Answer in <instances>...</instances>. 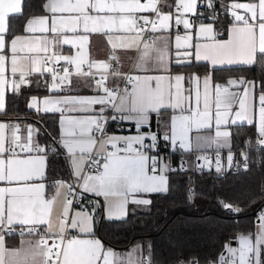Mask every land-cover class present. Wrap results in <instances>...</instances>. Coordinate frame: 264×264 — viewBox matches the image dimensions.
<instances>
[{"label": "snow or ice", "instance_id": "1", "mask_svg": "<svg viewBox=\"0 0 264 264\" xmlns=\"http://www.w3.org/2000/svg\"><path fill=\"white\" fill-rule=\"evenodd\" d=\"M23 3L0 0V116L8 115L9 90L20 95L24 87L39 86L33 76H47L45 87L56 98L33 96L28 107L60 113L61 131L47 145L40 143L35 122L26 124L22 136L20 123L0 121V264H155L150 244L146 251L137 244L125 253L106 245L97 235V209L104 210L105 221L124 220L130 203L150 205L148 196L169 191L168 174L186 168L183 160L173 168L159 156L161 141L186 153L215 146V164L201 155L198 168L215 167L217 173L223 168L222 148L228 149L227 167H233L238 135L233 126H253L255 144L264 149V0H42L45 14L28 18L16 34L9 18L23 16ZM222 14L227 23L221 22ZM181 25L184 34L174 35L173 28L178 33ZM93 35L106 37L107 59L90 56ZM65 45L74 54H64ZM129 49L137 54L134 67L140 74L121 70L117 50ZM60 61L64 64L57 67ZM197 65L208 72H173L174 66ZM232 65L260 68L259 83L213 79L218 66ZM118 79L131 88H120ZM184 82L192 87L183 88ZM80 87L94 95L63 94ZM169 109V120L150 131L153 114ZM110 120L132 122L136 134H109ZM244 143L250 147L253 137ZM49 154L64 156L69 178L53 179L55 194L46 198ZM241 161L247 169L246 151L237 168ZM195 195L189 189L188 199ZM218 202L229 212L241 211ZM15 233L20 247H6V237ZM238 243L226 245L214 264H264V208L253 229L238 234Z\"/></svg>", "mask_w": 264, "mask_h": 264}, {"label": "trees", "instance_id": "2", "mask_svg": "<svg viewBox=\"0 0 264 264\" xmlns=\"http://www.w3.org/2000/svg\"><path fill=\"white\" fill-rule=\"evenodd\" d=\"M42 0H24L23 16L10 17L9 24L16 34L21 33L25 21L43 14ZM227 23L226 19H223ZM175 69L205 74L208 69L197 65L194 68ZM226 78L229 75L243 76L259 83L261 69L246 67L216 70L214 77ZM30 92L21 96H9L8 115L21 119L37 120L43 133L40 143L52 145L59 133V115L57 113L37 115L26 109L25 104ZM154 126V122L153 125ZM253 126L239 125L233 128L232 151L237 155L246 151L250 165L237 173H217L212 170L169 173V191L152 195V203L147 212L131 213L127 219L105 221L102 209H98L97 221L99 234L107 244L126 247L141 243L145 251L152 246L155 264H189L197 259L200 264H209L223 253L226 244L231 243L233 235L253 229L257 213L264 208V149L255 144ZM246 137H253L249 147L244 143ZM180 156V154H179ZM177 154V158L179 157ZM48 179L69 178V168L62 156L49 159ZM53 189V184L49 185ZM189 189L195 190V197L188 199ZM219 200H225L239 207L241 211L232 213L222 209Z\"/></svg>", "mask_w": 264, "mask_h": 264}, {"label": "crops", "instance_id": "3", "mask_svg": "<svg viewBox=\"0 0 264 264\" xmlns=\"http://www.w3.org/2000/svg\"><path fill=\"white\" fill-rule=\"evenodd\" d=\"M141 2L142 3H147V0H141ZM174 2H175V0H167L168 4H173ZM222 2L227 3V0H222ZM238 2L245 3V2H248V0H238ZM165 10L167 11V9H165ZM43 14H45V13H43ZM43 14H41V15H43ZM191 18L194 20L195 16H192ZM9 20H10V18H9ZM172 31H173L174 35L175 34H180V35L184 34V29H183L182 25L180 26V30H179L178 33H177L175 28H173ZM18 34H21V33H18ZM109 48H110V45L107 44L106 37H99V36L93 35V37L91 38V45L89 47L90 56L95 57L96 59H101V60L107 59L108 58V50H109ZM117 51H118V55L121 58L120 59L121 70L123 72H125L129 68H131V71H130L131 75L140 74L139 72H137V70L134 67L135 64H136V55H137L135 50L134 49H129V50H117ZM63 52L66 55L67 54H74L75 49L71 48V46L65 45L63 47ZM59 63L62 64V65L64 64L63 61H60ZM174 67H173V72L174 73L183 72V73L186 74L185 71L175 69ZM240 67H245V66H241V65L218 66L217 70L234 69V68H240ZM220 74H222V73H219L218 74L219 77L215 78L214 74L212 73L213 79L215 81H217V82H222V81H224L227 78L243 77V76H237V75H229L226 78H221ZM203 75L204 74H202L201 76H203ZM243 78H245V77H243ZM32 79L33 80L39 79V81H40L39 86H37L34 83L31 87H24L22 89V93L20 95H12L11 91L9 90V93H8V96H7V105H8V97L9 96H11V95L12 96H21L25 92H30V95L28 96L26 104H25L26 109L34 112L37 115L51 114L52 112L44 113L42 111V109H41L40 112H37L35 109H32V108L28 107V104L30 103L31 98L33 96L41 98V99L44 98V97L56 98V94L50 92L45 87V84L43 82L44 81V77H39L38 78L36 76H33ZM248 80H251V79H248ZM122 81L123 80H119L118 79V80L115 81V83H116V85L119 86V85H121ZM112 83L113 82L110 79L109 80V84H112ZM182 87L185 88V89H188V88L192 87V85L190 83H188V82H184ZM242 87H243V85L239 86V88H242ZM201 88H202V85H201ZM236 90H238V89H236ZM63 94L91 96V95H94V92L92 90H90V89H85V88L80 87V88L72 89L71 91L63 93ZM236 107L238 108V105ZM97 108H99V106H97ZM56 113L59 115V119H60V113H58V112H56ZM177 113H178V110H177ZM75 115H82V114L76 113ZM171 115H172V110H170V109L169 110H162V113H161V115L159 117H157L155 114H153L152 125H153V122H154V126L151 127L150 131H157L158 130V123L162 124L163 122L168 121ZM9 120H11L13 122H16V123H20V134L22 136L25 134L24 129H25L26 124L33 123V122H35L36 126L41 129V133H43V128H42L40 122L37 121V120L21 119V118H18V117H12L10 115L0 116V121H9ZM242 125H248V124L245 123V124H242ZM237 126H239V125H237ZM234 127H236V126H233V128ZM60 131L61 130H60V127H59V132ZM111 134L112 135H123V136L135 135L136 134V130H135V126H134V124L132 122L123 121V125H122L121 130H119L117 132H113ZM205 134L206 133H201V135H205ZM192 136H193V138H195L196 133L193 132ZM161 142L166 143L164 141H161ZM212 150L217 151L215 146H212V147H201L199 149H195L192 153H186L183 150H180V154L182 156H184V158L186 159V161L188 163L189 168L192 169L194 167L195 160L198 159L199 156L204 155L206 152L212 151ZM219 151L223 152L226 155V157H227V155H228V149L227 148H222ZM232 153H233V151H232ZM233 155L235 157L234 153H233ZM51 156L52 155L49 154V159H50ZM61 156L64 157L63 155H61ZM48 167H49V161H48ZM205 169H207V168H205ZM67 179H65V180H67ZM51 184H52V182H50L49 179L47 181H45V196H46V198H51L55 194L56 189H55L54 186H53L52 190H49V187H50L49 185H51ZM0 186H4V185L2 183H0ZM88 195L91 196V199L93 201L95 199H97L96 197H93L91 194H88ZM152 195H157V194H151L147 198L151 199ZM150 206H151V204L150 205H134V204L130 203L128 205V215H127V217L131 213H138V212L148 211L150 209ZM141 209H146V210L133 212L135 210H141ZM59 211H60V205L58 204L56 206V212L58 213ZM102 211H103V216H104V210L102 209ZM127 217L125 219H127ZM114 221H119V220H114ZM97 235L104 241L102 236L99 234V230L97 231ZM24 239H29V237L26 236V237H24ZM31 239H35V237H31ZM20 240H21V237L15 235V234H12L11 236L6 237V247H8V248H18V247H20ZM104 243L106 245L110 246L112 249H114L118 253H124L125 250L130 249L132 246L135 245V244H131V245H128L126 247H115V246H111L110 244H107L105 241H104ZM231 246L232 247H239L238 235H237V239H236V244L235 245L231 244Z\"/></svg>", "mask_w": 264, "mask_h": 264}, {"label": "built area", "instance_id": "4", "mask_svg": "<svg viewBox=\"0 0 264 264\" xmlns=\"http://www.w3.org/2000/svg\"><path fill=\"white\" fill-rule=\"evenodd\" d=\"M152 18H155V17L153 16ZM223 19H224V17H223V14H222V15H221V22H222V23H224ZM226 20H227V19H226ZM49 66H52V65L50 64ZM60 66H62V64L58 63L57 67H60ZM130 71H131V68H129V69H128L127 71H125L124 73H125V74H130ZM61 74H62V73H61ZM47 79H48V77H47V76H44V80H47ZM119 87H120V88L128 87V88L130 89V88H131V85H127V84L125 83V81H122V83H121V85H119ZM122 125H123V122H121V121H119V120H117V121H111V120H110L109 123H108V125H107V131H108L109 134H111V133H113V132H117V131L121 130ZM41 144H43V143H41ZM166 144H167V142H166V143L161 142V145H160V148H159V156H160L162 159H164L166 162H169L173 168L178 167V165H179V163L181 162V160H183V161H184V166H185V168H186V171H187L188 169H190L189 166H188V163H187L186 159L184 158V156H182V155L180 154V150L177 149V150L173 151L172 148H171L170 146H165ZM216 152H217V151L212 150V151H208V152H206V153L204 154V155L208 156L209 158H212V159H213V165L215 164V159H214V158H215V156H216ZM219 152H220V157H221V163H222V165H223V168H222V171H221L222 173H226V172L237 173V172H239L240 170L244 169V168H243V163H242V161H241V165H240L239 168H237V167L235 166V165H236V161H238V160L241 159V152H243V150H241L237 155H235V157H234V161H233V167H232L231 169H229V168L227 167L226 155H225L223 152H221V151H219ZM154 154H155V153H154ZM177 154H178V156H179V154H180V156H179L178 158H177ZM202 163H203L202 160H200V159H199V160L196 159V160H195V163H194V167L192 168V170H193L194 172H199V171H201V170H199L198 165H200V164H202ZM249 165H250V160H249V163H248V167H249ZM213 168H215V167H213ZM170 173H172V172H170ZM87 196H88L89 198H91L90 195L87 194ZM81 204H82L84 207H86V208H91V204H89L87 200H83V201H81ZM15 235L19 236L18 233H15ZM19 237H20V236H19ZM49 243L51 244L52 241L50 240ZM230 244H231V243H230ZM226 245H228V244H226ZM223 252H224V251H223Z\"/></svg>", "mask_w": 264, "mask_h": 264}, {"label": "water", "instance_id": "5", "mask_svg": "<svg viewBox=\"0 0 264 264\" xmlns=\"http://www.w3.org/2000/svg\"><path fill=\"white\" fill-rule=\"evenodd\" d=\"M97 212H98V209H97ZM236 239H237V235H233L232 237V241H231V244L232 245H235L236 244ZM224 253V252H223Z\"/></svg>", "mask_w": 264, "mask_h": 264}, {"label": "rangeland", "instance_id": "6", "mask_svg": "<svg viewBox=\"0 0 264 264\" xmlns=\"http://www.w3.org/2000/svg\"><path fill=\"white\" fill-rule=\"evenodd\" d=\"M144 210H146V209L135 210V211H133V212H137V211H144ZM144 212H147V211H144ZM138 213H139V212H138ZM137 244L141 245V243H137ZM137 244H135V245H137ZM127 250H128V249H127ZM127 250H125V252H126ZM125 252H124V253H125Z\"/></svg>", "mask_w": 264, "mask_h": 264}]
</instances>
